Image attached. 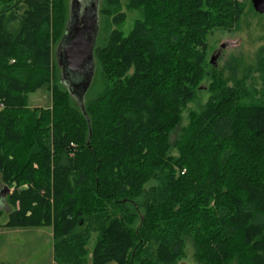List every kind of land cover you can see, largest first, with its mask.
<instances>
[{
	"label": "trees",
	"instance_id": "trees-1",
	"mask_svg": "<svg viewBox=\"0 0 264 264\" xmlns=\"http://www.w3.org/2000/svg\"><path fill=\"white\" fill-rule=\"evenodd\" d=\"M69 2L0 0L3 225L51 226L55 264H180L188 242L199 264H264V87L229 85L214 65L184 123L209 35L232 30L245 2L103 0L112 28L87 117L54 58ZM124 8L141 14L128 32ZM45 85L51 106H31Z\"/></svg>",
	"mask_w": 264,
	"mask_h": 264
},
{
	"label": "rangeland",
	"instance_id": "rangeland-1",
	"mask_svg": "<svg viewBox=\"0 0 264 264\" xmlns=\"http://www.w3.org/2000/svg\"><path fill=\"white\" fill-rule=\"evenodd\" d=\"M239 1H244L246 8L238 24L230 31L216 30L211 33L208 37L207 55L211 62V57L219 53L215 67L218 72L222 73L224 79L230 81L229 85H233L236 80L244 83L246 89H261L264 87V68L259 67L258 63L262 57L259 55L260 50L264 47V14L255 12L250 1ZM102 3L103 0H100L101 5ZM124 11H126L127 17L123 23V29L128 32L141 14L139 11L127 8H124ZM99 21L100 30L96 46L106 41L112 28V26L110 28L107 26L108 24L105 23V18L101 14ZM222 45L224 46L222 47ZM57 48L58 45L54 49L55 59L57 58ZM231 65L233 69H230ZM213 66L209 65L207 69L209 75L202 82L201 88L205 89L198 92L197 99L190 103L184 111V123L188 121L190 110H198L208 100L210 96L208 85L212 80ZM59 70L57 67V73ZM94 82L95 85H93ZM102 86L103 83L95 65L91 86L86 96L91 94L92 96L89 97H94L103 88ZM29 99L30 105L33 107H50L52 104L51 92L47 85L30 94ZM3 188L4 185L0 180V191ZM7 195L8 193L5 192L1 194L0 209L4 210L7 207L5 201ZM7 219L8 212L4 211L0 217V264H53L51 226L8 227L3 225ZM180 264H199L194 257V247L191 242H188Z\"/></svg>",
	"mask_w": 264,
	"mask_h": 264
},
{
	"label": "water",
	"instance_id": "water-1",
	"mask_svg": "<svg viewBox=\"0 0 264 264\" xmlns=\"http://www.w3.org/2000/svg\"><path fill=\"white\" fill-rule=\"evenodd\" d=\"M251 3L257 13L264 14V0H251ZM99 8L100 0H70L66 32L56 55L62 83L86 117L85 97L95 70L94 51L100 30ZM218 56L219 53L211 57L213 65L217 64ZM4 192L9 193L8 187L0 191Z\"/></svg>",
	"mask_w": 264,
	"mask_h": 264
},
{
	"label": "crops",
	"instance_id": "crops-1",
	"mask_svg": "<svg viewBox=\"0 0 264 264\" xmlns=\"http://www.w3.org/2000/svg\"><path fill=\"white\" fill-rule=\"evenodd\" d=\"M53 264H55L54 259H53Z\"/></svg>",
	"mask_w": 264,
	"mask_h": 264
},
{
	"label": "built area",
	"instance_id": "built-area-1",
	"mask_svg": "<svg viewBox=\"0 0 264 264\" xmlns=\"http://www.w3.org/2000/svg\"><path fill=\"white\" fill-rule=\"evenodd\" d=\"M0 106H2V104H0Z\"/></svg>",
	"mask_w": 264,
	"mask_h": 264
}]
</instances>
